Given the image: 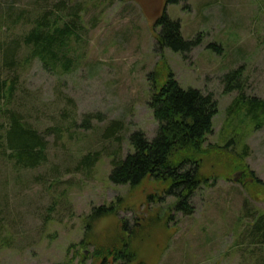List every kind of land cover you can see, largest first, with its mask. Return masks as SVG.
<instances>
[{
    "label": "rangeland",
    "instance_id": "1",
    "mask_svg": "<svg viewBox=\"0 0 264 264\" xmlns=\"http://www.w3.org/2000/svg\"><path fill=\"white\" fill-rule=\"evenodd\" d=\"M58 2L0 0V46L19 33L8 29L19 14L51 10L78 24L73 69L36 62L15 96L18 108L28 103L22 110L44 135L47 153L34 169L0 160V264H264L256 228L264 216V124L257 127L245 107L229 113L243 92L264 100V0H71L62 13ZM76 4L78 17L70 14ZM164 11L186 40L198 41L193 49H157ZM166 65L183 88L218 103L206 148L219 150L206 154L207 180L191 214L176 209L163 181L132 188L109 178L113 160L133 151L135 132L157 135L151 85L167 80ZM234 70L241 71L238 89L225 81ZM88 154L97 156L91 169L82 162ZM100 206L114 213L88 231ZM125 243L131 262L109 253Z\"/></svg>",
    "mask_w": 264,
    "mask_h": 264
},
{
    "label": "trees",
    "instance_id": "2",
    "mask_svg": "<svg viewBox=\"0 0 264 264\" xmlns=\"http://www.w3.org/2000/svg\"><path fill=\"white\" fill-rule=\"evenodd\" d=\"M68 1L71 0L58 2L60 13L70 9ZM181 1L185 0H166V3ZM78 5L71 7L72 16L78 17L82 12ZM157 23L161 26L157 35L159 51L171 49L183 54L198 43L197 40H186L179 22L171 20L166 11ZM77 25L76 20L68 23L64 16L45 10L35 16L19 14L8 26L14 31L18 28L19 33L3 41L0 46V160L8 161L16 169L40 166L46 161L47 153L44 135L22 110L28 103L20 105L21 108L16 106L15 96L22 86L23 73L36 62L52 70L60 68L63 72L71 71L75 62L70 53V44L77 37L74 32ZM21 28L24 31H20ZM165 71L163 75L167 80L162 84L153 81L151 85L149 105L159 123L157 135L149 140L142 132H135L130 138L133 151L125 158L113 160L109 178L116 185H129L132 188L140 186L148 178L163 181L168 184L165 193L177 199L176 209L191 214V199L207 180L203 174L206 154L219 150L214 146L206 148L218 103L211 95L194 88H183L167 65ZM240 77L241 71L230 72L225 77L226 85L230 88L233 84L238 89ZM243 107L246 108V117L251 118L257 127L264 124V100L248 97L243 92L229 113L238 114ZM84 121L90 123L88 118ZM222 150L227 152L226 148ZM96 158L91 154L84 156L82 162L85 168L91 169ZM113 213V206L94 208L86 223L87 230L91 231L94 221L100 217ZM256 228L257 237L264 238V216L259 219ZM121 251L125 254L121 255ZM109 253L116 254V258L123 257L127 262L135 260L128 243L115 252L109 249Z\"/></svg>",
    "mask_w": 264,
    "mask_h": 264
},
{
    "label": "water",
    "instance_id": "3",
    "mask_svg": "<svg viewBox=\"0 0 264 264\" xmlns=\"http://www.w3.org/2000/svg\"><path fill=\"white\" fill-rule=\"evenodd\" d=\"M243 174H244V172H242V171L236 173L235 176H234L235 181L240 180L241 177L243 176Z\"/></svg>",
    "mask_w": 264,
    "mask_h": 264
}]
</instances>
